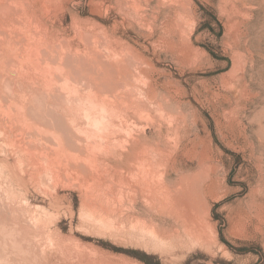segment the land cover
I'll use <instances>...</instances> for the list:
<instances>
[{"label": "rangeland", "instance_id": "374dc122", "mask_svg": "<svg viewBox=\"0 0 264 264\" xmlns=\"http://www.w3.org/2000/svg\"><path fill=\"white\" fill-rule=\"evenodd\" d=\"M0 95V264H264V0H0Z\"/></svg>", "mask_w": 264, "mask_h": 264}, {"label": "bare ground", "instance_id": "6f19581e", "mask_svg": "<svg viewBox=\"0 0 264 264\" xmlns=\"http://www.w3.org/2000/svg\"><path fill=\"white\" fill-rule=\"evenodd\" d=\"M9 2H10V1H9ZM6 7H7V6H6ZM9 8H10V7H9ZM12 12H13V11H12ZM14 12H15V11H14ZM3 25H4V24H3ZM12 30H13V29H12ZM19 31H20V30H19ZM238 31H239V29H238ZM96 32H97V31H96ZM98 33H100V32H98ZM36 35H37V33H36ZM98 36H99V34H98ZM25 38H26V37H25ZM4 39H5V38H4ZM27 39H28V37H27ZM27 39H26V41H27ZM105 39H106V38H105ZM108 39H109V38H108ZM185 39H186V38H185ZM29 40H30V39H29ZM109 40H110V39H109ZM26 41H25V42H26ZM97 41H98V40H97ZM29 42H31V41H29ZM32 42H33V40H32ZM97 43H98V42H97ZM109 43H110V42H109ZM12 44H13V43H12ZM23 44H24V43H23ZM31 44H32V43H31ZM31 44H30V45H31ZM183 44H184V43H183ZM28 46H29V45H28ZM31 46H32V45H31ZM33 46H34V44H33ZM188 46H189V45H188ZM9 47H10V46H9ZM25 47H26V46H25ZM62 47H63V46H62ZM184 47H185V46H184ZM3 48H4V47H3ZM11 48H12V47H11ZM29 48H30V47H29ZM37 48H38V47H37ZM54 48H55V47H54ZM26 49H27V48H26ZM38 50H39V49H38ZM52 50H53V49H52ZM110 50H111V49H110ZM24 51H25V50H24ZM39 51H40V50H39ZM44 52H45V51H44ZM33 53H34V51H33ZM36 53H37V52H36ZM53 53H54V52H53ZM108 53H109V52H108ZM26 54H27V53H26ZM31 54H32V53H31ZM87 54H88V53H87ZM93 54H94V53H93ZM124 54H125V53H124ZM11 55H12V54H11ZM24 55H25V54H24ZM28 55H29V54H28ZM33 55H34V54H33ZM33 55H32V56H33ZM37 55H38V54H37ZM44 55H45V54H44ZM51 55H52V53H51ZM77 55H78V54H77ZM84 55H85V54H84ZM88 55H89V54H88ZM97 55H98V54H97ZM99 55H101V53H100ZM23 57H24V56H23ZM78 57H79V56H78ZM83 57H84V56H83ZM89 57H90V56H89ZM29 58H30V57H29ZM32 58H33V57H32ZM34 58H35V57H34ZM76 58H77V57H76ZM84 58H85V57H84ZM108 58H109V57H108ZM57 59H58V58H57ZM100 59L102 60L103 57L100 56ZM140 59H141V58H140ZM26 60H28V59H26ZM35 60H36V59H35ZM38 60H39V59H37V61H38ZM75 60H76V59H75ZM88 60H89V59H88ZM95 60H96V59H95ZM95 60H92V61H95ZM103 60H104V59H103ZM22 61H23V60H22ZM59 61H60V60H59ZM59 61H58V63H59ZM28 62H29V61H28ZM28 62L26 61V63H28ZM45 62H46V61L44 60V63H45ZM73 62H74V61H73ZM77 62H78V61H77ZM90 62H91V61H90ZM103 62H104V61H103ZM12 63H13V61H12ZM29 63H30V62H29ZM38 63H39V62H37V64H38ZM47 63H48V62H47ZM50 63H51V62H50ZM58 63H56V64H58ZM68 63H69V62H68ZM83 63H84V62H83ZM95 63H96V61H95ZM95 63H94V64H95ZM105 63H106V62H105ZM120 63H121V62H120ZM22 64H23V63H22ZM22 64H21V65H22ZM32 64H33V63H32ZM60 64H61V63H60ZM60 64H59V65H60ZM81 64H82V63H81ZM84 64H85V63H84ZM84 64H83V65H84ZM89 64H90V63H89ZM94 64H93V66H95ZM125 64H126V63H125ZM29 65H31V64H29ZM42 65H43V64H42ZM49 65H50V64H49ZM54 65H55V64H54ZM68 65H69V64H68ZM75 65H76V64H75ZM77 65H79V64H77ZM83 65H82V66H83ZM123 65H124V64H123ZM22 66H23V65H22ZM22 66H21V67H22ZM73 66H74V65H73ZM84 66H85V65H84ZM84 66H83V67H84ZM93 66H92V67H93ZM115 66H116V65H115ZM5 67H6V65H5ZM47 67H48V66H47ZM52 67L55 68L56 66H52ZM92 67H91V68H92ZM96 67H97V65H96ZM96 67H95V68H96ZM137 67H138V66H137ZM139 67H140V66H139ZM22 68H23V67H22ZM26 68H27V66H26ZM31 68H32V67H31ZM40 68H41V67H40ZM86 68H87V67H86ZM111 68H112V67H111ZM133 68H134V67H133ZM18 69L20 70V68H18ZM35 69H36V68H35ZM49 69H50V67H49ZM68 69H69V68H68ZM77 69H79V68H77ZM80 69H81V66H80ZM89 69H90V68H89ZM92 69H93V68H92ZM92 69H91V70H92ZM122 69H123V68H122ZM16 70H17V69H16ZM16 70H15V71H16ZM23 70H25V69H23ZM39 70H41V69H39ZM39 70H38V71H39ZM42 70H43V69H42ZM53 70H54V69H53ZM63 70H64V69H63ZM96 70H97V69H96ZM96 70H95V71H96ZM99 70H100V69L98 68L97 72H98ZM118 70H119V69H118ZM20 71H21V70H20ZM32 71H33V70H32ZM36 71H37V70H36ZM88 71H89V70H88ZM110 71H111V70H110ZM120 71H121V70H120ZM122 71H123V70H122ZM132 71H134V70L132 69ZM24 72H26V71H24ZM99 72H100V71H99ZM99 72H98V73H99ZM115 72H117V71H115ZM129 72H130V71H129ZM17 73H20V72H17ZM27 73H28V72H27ZM27 73H26V74H27ZM36 73H38V72H36ZM36 73H35L34 75H36ZM41 73H42V71H41ZM49 73H50V72H49ZM65 73H66V72H65ZM72 73H73V72H72ZM81 73H82V71H81ZM111 73H113V72L111 71ZM28 74H29V73H28ZM30 74H31V73H30ZM30 74H29V75H30ZM38 74H40V73H38ZM45 74H46V72H45ZM45 74H44V76H45ZM52 74H53V73H52ZM56 74H57V73H55V75H56ZM62 74H63V73H62ZM62 74H61L60 76H62ZM79 74H80V73H79ZM92 74H93V73H92ZM92 74L90 73V76H91ZM99 74H100V73H99ZM121 74H122V73H121ZM21 75H22V74H21ZM21 75H20V76H21ZM31 75H32V74H31ZM34 75H33V76H34ZM50 75H51V74H50ZM72 75H73V74H72ZM83 75H84V74H83ZM83 75H82V76H83ZM86 75H87V74H86ZM86 75H85L84 77H87V76H88V75H87V76H86ZM94 75H95V73H94ZM108 75H109V74H108ZM10 76H11V75H10ZM25 76H26V75H25ZM27 76H28V75H27ZM41 76H42V75H41ZM57 76H58V75H57ZM57 76H56V77H57ZM69 76H70V75H69ZM92 76H93V75H92ZM92 76H91V77H92ZM115 76H116V74H115ZM115 76H113L114 79L111 78V77H107V78H110L111 81H112V83L114 84V83L119 79V77L116 78L117 76H116V77H115ZM142 76H143V75H142ZM21 77H22V76H21ZM30 77H32V76H30ZM48 77H49V76H48ZM54 77H55V76H54ZM58 77H59V76H58ZM95 77H96V76H95ZM241 77H242V76H241ZM16 78H17V77H16ZM23 78H25V77H23ZM42 78H43V77H42ZM42 78H41V79H42ZM50 78H51V77H50ZM52 78H53V77H52ZM61 78L63 79V78H67V77H61ZM71 78H72V77H71ZM75 78H76V76H75ZM87 78H88V77H87ZM93 78H94V77H93ZM98 78H99V77H98ZM105 78H106V76H105ZM105 78H104V80H105ZM115 78H116V80H115ZM121 78H122V77H121ZM123 78H124V77H123ZM125 78H126V77H125ZM27 79H28V77H27ZM32 79H33V77H32ZM39 79H40V78H39ZM39 79H38V80H39ZM55 79H56V78H54V80H55ZM79 79H80V78H79ZM90 79H92V78H90ZM99 79H100V78H99ZM110 79H109L108 81H110ZM126 79H127V78H126ZM132 79H133V78H131V80H132ZM20 80H21V79H20ZM23 80H24V79H23ZM45 80H46V79H45ZM45 80H44V81H45ZM71 80H72V79H71ZM113 80H115V82H114ZM119 80H120V79H119ZM121 80H122V79H121ZM147 80H148V79H147ZM44 81H43V83H44ZM55 81H58V79L55 80ZM60 81H61V80H60ZM60 81H58V82L61 83L62 81H61V82H60ZM63 81H64V80H63ZM82 81H84V80H82ZM94 81H95V80H94ZM18 82H19V81H18ZM26 82H27V81H26ZM32 82H34V81H32ZM37 82H38V81H37ZM40 82H42V81H40ZM47 82H48V81H47ZM69 82H70V81H69ZM105 82H106V81H105ZM131 82H132V81H131ZM15 83H16V82H15ZM15 83H13V84H15ZM30 83H31V82H30ZM45 83H46V81H45ZM52 83H54V82H52ZM52 83H51V85H52ZM56 83H57V82H56ZM59 83H58V85H59ZM72 83H73V82H72ZM72 83H71V84H72ZM89 83H91V82H89ZM92 83H95V82H92ZM110 83H111V82H110ZM110 83H109V84H110ZM121 83H122V82H121ZM22 84H23V83H22ZM27 84H28V83H27ZM39 84H40V83H39ZM61 84H62V83H61ZM61 84H60V85H61ZM78 84H79V83H78ZM107 84H108V83H107ZM124 84H125V83H124ZM32 85H33V84H32ZM40 85H41V84H40ZM45 85H46V84H45ZM56 85H57V84H56ZM56 85H55V83H54V86H55V87H56ZM74 85H75V84H74ZM79 85H80V84H79ZM90 85H91V84H90ZM93 85H94V84H92V86H93ZM101 85H103V83H102ZM10 86H11V85H10ZM19 86H20V85H19ZM23 86H24V85H23ZM49 86H50V85H49ZM63 86H64V85H62L61 87H63ZM66 86H67V85H66ZM68 86L70 87V85H68ZM80 86H81V85H80ZM97 86H99V85L97 84ZM36 87H38V86H36ZM39 87H40V86H39ZM61 87H60V88H61ZM64 87H65V86H64ZM82 87H83V86H82ZM103 87H104V86H103ZM116 87H117V86H116ZM118 87H119V86H118ZM118 87H117V88H118ZM11 88H12V87H11ZM40 88H41V87H40ZM44 88H45V87H44ZM49 88H50V87H49ZM56 88H59V86H57ZM56 88H55V89H56ZM66 88H67V87H66ZM74 88H75V87H74ZM91 88H92V87H91ZM93 88H94V87H93ZM113 88H114V87H113ZM15 89H16V87H15ZM50 89H52V88H50ZM61 89H62V88H61ZM61 89H60V90H61ZM63 89H64V88H63ZM88 89H89V88H88ZM99 89H100V88H99ZM45 90H46V89H45ZM70 90H71V88H70ZM70 90H69V91H70ZM105 90H106V89H105ZM114 90H115V89H114ZM136 90H137V89H136ZM245 90H246V89H245ZM17 91H18V90H17ZM30 91H31V90H30ZM78 91H81V90H78ZM82 91H83V90H82ZM108 91H109V90H108ZM21 92H22V91H21ZM23 92H24V91H23ZM31 92H32V91H31ZM44 92H45V91H44ZM48 92H49V90H48ZM62 92H63V91L61 90L60 93H62ZM98 92H99V91H98ZM104 92H105V91H104ZM104 92H103V93H104ZM123 92H124V91H123ZM246 92H247V91H246ZM18 93H19V92H18ZM53 93H54V92H53ZM60 93H59V95H60ZM73 93H74V92H73ZM81 93H82V92H81ZM130 93H131V92H130ZM3 94H4V93H3ZM16 94H17V92H16ZM16 94H15V95H16ZM21 94H22V93H21ZM24 94H25V93H24ZM43 94H44V93H43ZM48 94H49V93H48ZM48 94H47V95H48ZM64 94H65V93H63V95H64ZM84 94H85V93H84ZM101 94H102V93H101ZM101 94H100V95H101ZM104 94H107V93H104ZM108 94H110V93H108ZM134 94H135V93H134ZM137 94H138V93H137ZM47 95H46V96H47ZM54 95H55V94H54ZM59 95H58V96H59ZM61 95H62V94H61ZM63 95H62V97H64V98H65L66 96H67V97H70V98L73 97V96H71V94H67L66 96H63ZM86 95H87V94H86ZM131 95H132V94H131ZM151 95H152V94H151ZM0 96H1V95H0ZM27 96H28V95H27ZM44 96H45V94H44ZM16 97H17V96H16ZM32 97H33V96H32ZM39 97H40V96H39ZM81 97H82V99H83V95H82ZM81 97H80V98H81ZM92 97H93V96H92ZM20 98H21V97H20ZM23 98H24V97H23ZM27 98H28V97H27ZM34 98H35V97H34ZM34 98H33V100H34ZM70 98H69V99H70ZM73 98H75V95H74ZM80 98H78V99L81 100ZM84 98H85V97H84ZM111 98H112V97H111ZM130 98H131V97H130ZM137 98H138V97H137ZM142 98H143V97H142ZM9 99H10V97H9ZM11 99H12V98H11ZM49 99H50V98H49ZM76 99H77V98H76ZM88 99H89V98H88ZM90 99H91V98H90ZM114 99H115V98H114ZM133 99H134V98H133ZM21 100H22V99H21ZM47 100H48V99H47ZM65 100H66V98H65ZM71 100H72V99H71ZM79 100H78V101H79ZM107 100H108V99H107ZM134 100H135V99H134ZM9 101H10V100H9ZM66 101H67V100H66ZM69 101H70V100H69ZM69 101H68V102H69ZM73 101H74V99H73ZM87 101H88V100H87ZM92 101H93V100H92ZM104 101H105V102H104ZM104 101H103V100H99V101L97 100L96 103L94 104V107H95L94 109H99V112H101L100 115L105 116L104 114H109V115L112 116V114H113V112H114L115 109H114V106H113L114 104H110V103H113V100H112V101L108 100V101L106 102V99H105ZM109 101H110V102H109ZM140 101H141V100H140ZM12 102H13V101H12ZM21 102H22V101H21ZM33 102H34V101H33ZM35 102H36V101H35ZM57 102H58V101H57ZM68 102H67V103H68ZM71 102H72V101H71ZM74 102H75V101H74ZM82 102H83V101H82ZM123 102H124V101H123ZM136 102H137V100H136ZM138 102H139V101H138ZM145 102H146V101H145ZM151 102H152V101H151ZM9 103H10V102H9ZM22 103H23V102H22ZM51 103H52V102H50V104H51ZM60 103H61V102H60ZM67 103H66V104H67ZM77 103H78V102H77ZM83 103H84V102H83ZM126 103H127V102H126ZM47 104H48V103H47ZM53 104H55V103H53ZM58 104H59V103H58ZM63 104H64V103H63ZM69 104H70V103H69ZM69 104H68V105H69ZM72 104H73V103H72ZM72 104H71V105H72ZM75 104H76V103H75ZM86 104H87V103H86ZM158 104H159V103H158ZM0 105H2V104H0ZM12 105H13V104H12ZM18 105H19V104H18ZM61 105H62V104H61ZM61 105H59V106L61 107ZM80 105H81V104H80ZM125 105H126V104H125ZM140 105H142V104H140ZM148 105H149V104H148ZM41 106H42V104H41ZM51 106H52V105H51ZM54 106H55V105H54ZM62 106H63V105H62ZM69 106H70V105H69ZM138 106H139V105H138ZM138 106H137V107H138ZM14 107H15V106H14ZM42 107H43V106H42ZM46 107H48V106L46 105ZM64 107H65V105H64ZM70 107H71V106H70ZM74 107H75V106H74ZM78 107H79V106H78ZM78 107H77V108H78ZM80 107H81V106H80ZM85 107H86V106H85ZM92 107H93V106H92ZM7 108H8V107H7ZM25 108H27V107H25ZM34 108H35V107H34ZM77 108H76V109H77ZM82 108H83V107H82ZM86 108H87V107H86ZM125 108H126V107H125ZM156 108H157V107H156ZM156 108H153V109H156ZM38 109H39V108H38ZM45 109H46V108H45ZM50 109H51V108H50ZM57 109H58V108H57ZM70 109H71V108H70ZM76 109H75V110H76ZM79 109H80V108H79ZM79 109H78V110H79ZM123 109H124V108H123ZM141 109H143V108H141ZM48 110H49V109H48ZM59 110H60V109H59ZM61 110H62V109H61ZM75 110H74V111H75ZM146 110H147V109H146ZM15 111H16V110H15ZM25 111H26V110H25ZM54 111H55V110H54ZM54 111H53V112H54ZM70 111H71V110H70ZM94 111H95V110H94ZM94 111H93V112H94ZM143 111H144V110H143ZM58 112H59V111H57V113H58ZM82 112H83V111H82ZM87 112H88V111H87ZM99 112H98V113H99ZM144 112H145V111H144ZM156 112H157V111H156ZM160 112H161V111H160ZM26 113H27V112H26ZM51 113H52V112H51ZM67 113H68V112H67ZM77 113H78V112H77ZM83 113H84V112H83ZM83 113H80V114H83ZM96 113H97V112H96ZM135 113H136V112H135ZM64 114H65V113H64ZM90 114H91V113H90ZM148 114H149V113H148ZM150 114H151V113H150ZM161 114H162V113H161ZM58 115H59V114H58ZM114 115H115V114H114ZM6 116H7V115H6ZM21 116H22V115H21ZM56 116H57V115H56ZM66 116H67V115H66ZM85 116H86V115H85ZM97 116H98V115H97ZM115 116H116V115H115ZM2 117H3V116H2ZM58 117H59V116H58ZM79 117H80V116H79ZM83 117H84V116H83ZM101 117H102V116H101ZM108 117H109V116H108ZM108 117H107V119H108ZM112 117H113V116H112ZM158 117H159V116H158ZM171 117H172V116H171ZM30 118H31V117H30ZM71 118L73 119V121H74V118L76 119V124H77V120L80 122L81 119H82V118L79 119V118L76 117V116H74V117L72 116ZM71 118H70V119H71ZM87 118H89V117H87ZM90 118H92V117H90ZM98 118H99V117H98ZM104 118H105V117H103V119H104ZM109 118H111V117H109ZM172 118H174V117H172ZM172 118H170V119H172ZM1 119H2V118H1ZM21 119H22V118H21ZM24 119H25V118H24ZM26 119H27V118H26ZM66 119H67V118H66ZM84 119H86V118H84ZM95 119H96V118H95ZM95 119H94V121H95ZM105 119H106V118H105ZM112 119H113V118H112ZM147 119H148V117H147ZM51 120H52V119H51ZM90 120H92V119H90ZM98 120H99V122H101V124H102V122H104V121L100 120V118H99ZM150 120H151V119H150ZM153 120H154V119H153ZM8 121H9V120H8ZM11 121H12V120H11ZM26 121H27V120H26ZM26 121H25V122H26ZM29 121L31 122V120H29ZM47 121H48V120H47ZM68 121H69V120H68ZM85 121H86V120H85ZM12 122H13V121H12ZM21 122H22V121H21ZM23 122H24V121H23ZM25 122H24V123H25ZM74 122H75V121H74ZM125 122H126V120H125ZM154 122H155V121H154ZM28 123H29V122H28ZM146 123H147V122H146ZM149 123H150V122H149ZM22 124H23V123H22ZM29 124H30V123H29ZM69 124H70V122H69ZM72 124H74V123L72 122ZM76 124H75V125H76ZM78 124H80V123H78ZM84 124H85V123H84ZM86 124H87V123H86ZM122 124H123V123H122ZM154 124H155V123H154ZM154 124H153V125H154ZM27 125H28V124H27ZM27 125H26V126H27ZM35 125H36V124H35ZM35 125H34V126H35ZM81 125H82V122H81ZM87 125H88V124H87ZM95 125H96V124H95ZM72 126H74V125H72ZM78 126H79V125H78ZM83 126H84V125H83ZM90 126H91V125H90ZM97 126H98V125H97ZM106 126H107V125H106ZM118 126H119V125H118ZM21 127H22V126H21ZM30 127H31V126H30ZM30 127H29V128H30ZM40 127H41V126H40ZM66 127H69V128H66V129L64 128L65 130L63 129V130H64L63 132L67 134L68 137H67V136H66V137H67L69 140H70V138H72V141L74 142V144L71 143L69 140H68V141H69L71 144L68 143V141L66 140L67 138H66L65 136H64L65 138H64V137H61V138H64V140H66V142L68 143V145H71V146H72V144H73L75 147H78L76 143H80V144H79V145H80V146H79L80 152H82V148H85V147H86L85 150H84V152H82L83 155H85V158H86V156H87L88 159L92 158V153H90V150H88V149H90V148L92 149V148H93V147H90V143H92V142H90V141H91V140L94 141L93 139H96V138H93V137L91 136L93 139L91 138V140H89L90 138L87 139V137L85 136V133L83 134L84 131L78 133V132H76V131H78L77 128L73 129V128H71V127L68 126V125H66ZM104 127H105V126H104ZM141 127H142V126H141ZM34 128H35V127H34ZM38 128H39V127H37V129H38ZM62 128H63V127H62ZM62 128H61V129H62ZM79 128H80V126H79ZM90 128H91V127H90ZM107 128H108V127H107ZM170 128H171V127H170ZM1 129H2V128H1ZM26 129H27V127H26ZM80 129H81V128H80ZM80 129H79V131H80ZM82 129H85V128H82ZM127 129H128V128H127ZM35 130H36V129H35ZM41 130H42V129H41ZM43 130H44V128H43ZM43 130H42V131H43ZM45 130H46V129H45ZM48 130H49V129H48ZM95 130H96V129H95ZM95 130H94V131H95ZM112 130H113V129H112ZM125 130H126V129H125ZM177 130H178V129H177ZM56 131H57V130H56ZM88 131H89V130H88ZM97 131H98V130H97ZM141 131H142V130H141ZM36 132H40V131L38 130V131H36ZM45 132L48 133L47 130H46ZM41 133H42V132H41ZM96 133H97V132H96ZM99 133H100V132H99ZM102 133H103V132H102ZM107 133H108V131H107ZM134 133H135V132H134ZM7 134H8V133H7ZM50 134H51V133H50ZM66 134H65V135H66ZM5 135H6V134H5ZM20 135H21V134H20ZM34 135H36V133H34ZM44 135H45V134H44ZM52 135H54V134H52ZM57 135H58V134H57ZM60 135H61V134H60ZM86 135H87V134H86ZM88 135H89V133H88ZM88 135H87V136H88ZM96 135H97V134H96ZM101 135H103V134H101ZM107 135H108V134H107ZM55 136H56V135H55ZM62 136H63V135H62ZM42 137H43V136H42ZM69 137H70V138H69ZM88 137H90V136H88ZM95 137H97V136H95ZM99 137H100V136H99ZM102 137H103V136H102ZM108 137H109V136H108ZM108 137H107V138H108ZM56 138H57V137H56ZM85 138H86V140H88V141H87L88 144H86V145L82 144V143H85V142H86ZM100 138H101V137H100ZM107 138H106V139H107ZM133 138H134V137H133ZM135 138H136V137H135ZM54 139H55V138H54ZM104 139H105V138H104ZM172 139H173V138H172ZM109 140H110V139H109ZM177 140H178V139H177ZM39 141H40V140H39ZM58 141H59V140H58ZM95 141H97V140H95ZM106 141H107V140H106ZM111 141H112V140H111ZM136 141H137V140H136ZM62 142H63V139H62ZM101 142H102V141H101ZM104 142H105V141H104ZM107 142H108V141H107ZM124 142H125V141H124ZM29 143H30V142H29ZM33 144H34V143H33ZM64 144H66V143L64 142ZM64 144H63V145H64ZM93 144H94V143H93ZM95 144H96V142H95ZM125 144H126V143H125ZM15 145H16V144H15ZM34 146H36V145H34ZM71 146H70V147H71ZM92 146H93V145H92ZM31 147H32V146H31ZM37 147H38V146H37ZM37 147H36V148H37ZM65 147H66V146H65ZM25 148H26V147H25ZM34 148H35V147H34ZM38 148H39V147H38ZM54 148H55V147H54ZM110 148H111V147H110ZM145 148H147V147H145ZM161 148H162V147H161ZM41 149L43 150V148H41ZM59 149H60V148H59ZM76 149H77V148H76ZM95 149H96V148H94V150H95ZM100 149H101V148H100ZM29 150H30V149H29ZM92 150H93V149H92ZM60 151H61V150H60ZM75 151H76V150H75ZM104 151H106V150H104ZM149 151H150V150H149ZM155 151H156V150H155ZM9 152H10V151H9ZM34 152H35V151H34ZM108 152H109V151H108ZM52 153H53V152H52ZM95 153H96V151H95ZM97 153H98V152H97ZM144 153H145V152H144ZM147 153H148V152H147ZM147 153H146V154H147ZM161 153H162V152H160V154H161ZM35 154H36V153H35ZM55 154H56V153H55ZM72 154H73V153H72ZM78 154H79V152H78ZM98 154H99V153H98ZM150 154H151V153H150ZM3 155H4V154H3ZM40 155H41V154H40ZM95 155H96V154H95ZM158 155H159V154H158ZM163 155H165V154H163ZM171 155H172V154H171ZM45 156H46V155H45ZM58 156H59V155H58ZM71 156H72V155H71ZM141 156H142V155H141ZM76 157H77V156H76ZM82 157H83V156H82ZM157 157H158V156H157ZM165 157H167V156H165ZM169 157H170V156H169ZM24 158H25V157H24ZM37 158H38V157H37ZM79 158H80V157H79ZM139 158H140V157H139ZM141 158H142V157H141ZM151 158H152V157H151ZM68 159H69V158H68ZM142 159H143V158H142ZM142 159H140V160L142 161ZM161 159H162V158H161ZM164 160H165V159H164ZM94 161H95V160H94ZM96 161H97V158H96ZM149 161H150V160H149ZM151 161H152V160H151ZM36 162H37V161H36ZM70 162L72 163L71 160H70ZM74 162H75V161H73V163H74ZM153 162H154V161H153ZM156 162H157V161H156ZM79 163H81V162H79ZM151 163H152V162H151ZM20 164H21V163H20ZM84 164H85V163H83L82 165H84ZM132 164H133V163H132ZM149 164H150V163H149ZM163 164H164V163H163ZM48 165H49V164H48ZM78 166H79V165H78ZM144 166H145V165H144ZM149 166H151V165H149ZM154 166H155V165H154ZM158 166H159V165H158ZM163 166H164V165H163ZM33 167H34V166H33ZM83 167H84V166H82V168H83ZM85 167H86V166H85ZM111 167H112V166H111ZM58 168H59V167H58ZM136 168H137V166H136ZM140 168H141V167H140ZM146 168H147V167H146ZM156 168H157V167H156ZM163 168H164V167H163ZM89 169H90V168H89ZM150 169H151V168H150ZM153 169H154V168H153ZM66 170H67V169H66ZM86 170L88 171V169H86ZM146 170H147V169H146ZM146 170H145V171H146ZM155 170H156V169H155ZM139 171H140V170H139ZM96 172H97V171H96ZM108 172H109V171H108ZM155 172H156V171H154V173H155ZM52 173H53V172H52ZM58 173H59V172H58ZM151 173H152V171H151ZM142 174H143V173H142ZM149 174H150V173H149ZM93 175H94V174H93ZM100 175H101V174H100ZM135 176H136V175H135ZM206 178H207V177H206ZM28 179H29V178H28ZM106 179H107V178H106ZM198 179H199V178H198ZM188 180H189V179H188ZM190 180H191V179H190ZM193 180H194V179H193ZM156 181H157V180H156ZM101 182H102V181H101ZM159 182H160V181H159ZM201 182H202V181H201ZM93 183H94V182H93ZM104 184H105V183H104ZM183 184H184V183H183ZM187 184H188V183H187ZM53 185H54V184H53ZM90 185H91V184H90ZM96 185H97V184H96ZM98 185H99V184H98ZM154 185H156V184H154ZM73 187H74V186H73ZM149 187H150V186H149ZM154 187H155V186H154ZM152 188H153V187H152ZM149 189H150V188H149ZM149 189H148V190H149ZM157 189H158V188H157ZM167 190H168V187H167ZM167 190H166V191H167ZM145 191H146V190H145ZM150 191H151V190H150ZM161 191H162V190H161ZM169 191H170V190H169ZM148 192H149V191H148ZM155 192H156V191H155ZM157 192H160V191H157ZM157 192H156V193H157ZM165 193H166V192H165ZM177 193H178V192H177ZM159 195H160V194H159ZM120 196H121V195H120ZM156 196H157V195H156ZM172 196H173V195H172ZM0 197H1V196H0ZM86 197H87V196H86ZM146 197H147V196H146ZM151 197H152V195H151ZM122 198H123V197H122ZM152 198H153V197H152ZM158 198H160V196H159ZM8 199H9V198H8ZM174 200H175V199H174ZM157 201H158V199H157ZM161 201H162V199H161ZM161 201H160V203H161ZM153 203H154V202H153ZM153 203H152V204H153ZM175 203H176V202H175ZM11 204H12V203H11ZM171 204H172V203H171ZM154 206H155V205H154ZM156 206H157V205H156ZM172 207H173V206H172ZM174 207H175V206H174ZM153 208H154V207H153ZM155 208H156V207H155ZM159 209H160V208H159ZM167 209H168V208H167ZM172 209H173V208H172ZM157 210H158V209H157ZM36 211H37V210H36ZM167 213H169V212H167ZM171 213H172V212H171ZM12 216H13V215H12ZM15 217H16V216H15ZM19 222H20V221H19ZM14 225H15V224H14ZM16 225H17V224H16ZM24 226H25V225H24ZM28 228H29V227H28ZM36 230H37V229H36ZM23 235H24V234H23ZM29 235H30V233H29ZM29 244H30V243H29ZM21 256H22V255H21ZM25 257H26V255H25ZM22 258H23V257H22ZM16 260H17V259H16ZM24 260H25V259H24ZM26 262H27V261H26ZM7 263H8V262H7ZM18 264H19V263H18ZM21 264H22V263H21Z\"/></svg>", "mask_w": 264, "mask_h": 264}]
</instances>
